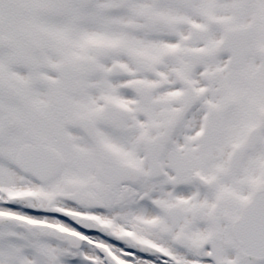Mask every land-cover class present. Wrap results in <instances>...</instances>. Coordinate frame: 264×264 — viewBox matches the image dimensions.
Wrapping results in <instances>:
<instances>
[{
    "label": "snow or ice",
    "instance_id": "snow-or-ice-1",
    "mask_svg": "<svg viewBox=\"0 0 264 264\" xmlns=\"http://www.w3.org/2000/svg\"><path fill=\"white\" fill-rule=\"evenodd\" d=\"M0 264H264V0H0Z\"/></svg>",
    "mask_w": 264,
    "mask_h": 264
}]
</instances>
